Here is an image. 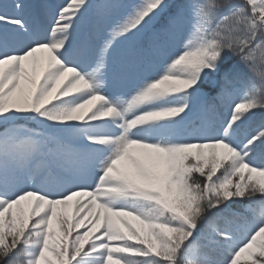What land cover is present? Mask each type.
Segmentation results:
<instances>
[{
    "label": "snow or ice",
    "instance_id": "6c2138e0",
    "mask_svg": "<svg viewBox=\"0 0 264 264\" xmlns=\"http://www.w3.org/2000/svg\"><path fill=\"white\" fill-rule=\"evenodd\" d=\"M0 264H264V0H0Z\"/></svg>",
    "mask_w": 264,
    "mask_h": 264
},
{
    "label": "rangeland",
    "instance_id": "374dc122",
    "mask_svg": "<svg viewBox=\"0 0 264 264\" xmlns=\"http://www.w3.org/2000/svg\"><path fill=\"white\" fill-rule=\"evenodd\" d=\"M53 2H54V3H62L63 0H54ZM155 67H156V70H159V69L162 67V65H157V66H155Z\"/></svg>",
    "mask_w": 264,
    "mask_h": 264
}]
</instances>
